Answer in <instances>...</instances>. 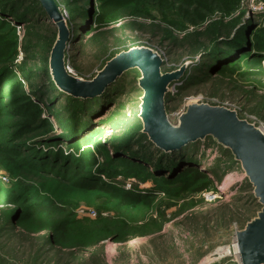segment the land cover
Returning <instances> with one entry per match:
<instances>
[{"label": "rangeland", "instance_id": "rangeland-1", "mask_svg": "<svg viewBox=\"0 0 264 264\" xmlns=\"http://www.w3.org/2000/svg\"><path fill=\"white\" fill-rule=\"evenodd\" d=\"M54 2L69 30V75L92 81L116 54L148 48L161 73L186 65L164 98L172 124L207 104L264 129V0ZM38 12L32 0H0V264H241L235 234L261 206L231 153L210 138L187 151L140 150L136 70L105 86L74 127L80 101L52 81L57 30ZM167 154L195 173H172V163L162 173ZM106 184L163 190L130 204ZM44 200L55 208L29 217ZM9 213L17 228L4 224ZM133 241L136 255L103 257Z\"/></svg>", "mask_w": 264, "mask_h": 264}, {"label": "water", "instance_id": "water-1", "mask_svg": "<svg viewBox=\"0 0 264 264\" xmlns=\"http://www.w3.org/2000/svg\"><path fill=\"white\" fill-rule=\"evenodd\" d=\"M37 1L49 23L57 30L48 68L59 91L89 105L101 95L105 86L126 72L136 70L140 74L137 85L142 92L138 114L141 134L151 144L165 152H172L196 146L197 142L203 143L210 138L231 153L261 206L256 218L235 234L237 257L241 264H264V134L252 124L240 120L236 112L207 104L188 105L176 124H172L165 112L164 98L168 87L182 77L186 65L175 72L161 73V57L148 48H131L116 54L92 81H81L69 75L64 66V51L69 36L65 20L54 0ZM84 114L85 109L80 119Z\"/></svg>", "mask_w": 264, "mask_h": 264}, {"label": "trees", "instance_id": "trees-1", "mask_svg": "<svg viewBox=\"0 0 264 264\" xmlns=\"http://www.w3.org/2000/svg\"><path fill=\"white\" fill-rule=\"evenodd\" d=\"M32 4L34 7H36L37 11H39L38 13H40V16L41 17H44L45 20L48 21V18L46 16V14L44 13L43 9L40 7V4L38 3L37 0H32ZM49 22V21H48ZM50 24V23H49ZM51 25V24H50ZM52 26V25H51ZM240 31V30H239ZM236 30V35L238 34V32ZM235 35V36H236ZM234 36V37H235ZM234 37H232L231 39H227L226 41H224L225 44H228L231 40L234 39ZM256 57V56H255ZM234 60V58L232 59ZM99 99V97L93 101L92 103H90L89 105H86V104H83L81 101L79 103V115L77 117V120L74 122L73 126L75 127V125L79 124L81 122V120L85 117V115L87 114L88 112V108L93 104L95 103L97 100ZM85 109V114L84 116L80 119L81 117V113L82 111ZM139 120V119H138ZM141 124V123H140ZM72 127V128H74ZM71 128V129H72ZM141 139L140 141L143 143L145 142V144L142 145V148H139L140 150L143 149V148H147L150 150V147L154 148V150H157V152H160L162 155L164 153L163 150L161 149H157V147H155L153 144H151L147 138L141 134ZM192 147H196V146H188L186 148H183L181 149L182 151H187V150H190ZM156 148V149H155ZM180 151V150H179ZM165 154V153H164ZM147 157V156H146ZM178 157V156H177ZM175 155H168L167 154V157H162L161 158V161H160V165H159V170L162 172V173H165L167 171H169L170 169V163H172L173 167L171 170H172V173L173 172H181V174H192V173H195V169L189 167V164L191 163L189 160H185V161H182L180 162L179 164H177L175 161L174 158H177ZM176 163V164H175ZM175 164V165H174ZM106 187L107 189L105 190H108V192H112L116 195H119L121 197L122 200L124 201H128L130 204H138L139 202L141 201H144L146 199H149L150 196H151V192L156 189V188H159V189H162L163 188L160 186V185H156V186H153L152 189L150 191H146L145 193L146 194H140L136 191H124V190H119L115 187H111L110 185L106 184ZM55 208V202L54 201H51V200H44L43 202L37 204V205H34L32 207H30V211L31 213L29 214V217H32V216H35V215H40V214H44V213H47L50 209H54ZM16 215V214H15ZM17 218L16 216H13L11 213L8 214L7 218L4 219V224L5 225H8V226H15L16 228L19 226L17 225V223L14 221V219ZM23 229L27 230V231H30V227L28 226H24L22 227ZM18 230V229H17ZM96 245V244H94ZM84 248V247H83ZM82 250V249H81ZM138 253V251L136 252V254ZM134 254V255H136ZM121 255V254H120Z\"/></svg>", "mask_w": 264, "mask_h": 264}, {"label": "bare ground", "instance_id": "bare-ground-1", "mask_svg": "<svg viewBox=\"0 0 264 264\" xmlns=\"http://www.w3.org/2000/svg\"><path fill=\"white\" fill-rule=\"evenodd\" d=\"M116 245L117 246H114L113 248H106V251H105L103 257L104 258H114L116 256H119L120 254H125L126 256H130V255L135 254L136 250L138 248V244L136 241H133L130 246H126V247L121 243H117ZM221 250H223V249H221ZM230 250H232L233 253L237 252L236 246ZM230 250L226 249L225 252L228 253ZM220 255H221V253H220ZM204 264H205V262H204Z\"/></svg>", "mask_w": 264, "mask_h": 264}, {"label": "built area", "instance_id": "built-area-1", "mask_svg": "<svg viewBox=\"0 0 264 264\" xmlns=\"http://www.w3.org/2000/svg\"><path fill=\"white\" fill-rule=\"evenodd\" d=\"M260 131L264 134V129H260Z\"/></svg>", "mask_w": 264, "mask_h": 264}]
</instances>
